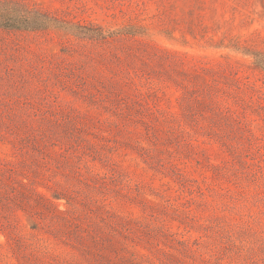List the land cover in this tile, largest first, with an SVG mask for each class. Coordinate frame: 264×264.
Wrapping results in <instances>:
<instances>
[{
  "label": "rangeland",
  "instance_id": "rangeland-1",
  "mask_svg": "<svg viewBox=\"0 0 264 264\" xmlns=\"http://www.w3.org/2000/svg\"><path fill=\"white\" fill-rule=\"evenodd\" d=\"M15 1L0 264H264V0Z\"/></svg>",
  "mask_w": 264,
  "mask_h": 264
},
{
  "label": "trees",
  "instance_id": "trees-1",
  "mask_svg": "<svg viewBox=\"0 0 264 264\" xmlns=\"http://www.w3.org/2000/svg\"><path fill=\"white\" fill-rule=\"evenodd\" d=\"M50 27L70 29L67 23H63L50 13L32 8L25 3L15 0H0V29L16 30H41ZM257 61L264 67V60Z\"/></svg>",
  "mask_w": 264,
  "mask_h": 264
}]
</instances>
